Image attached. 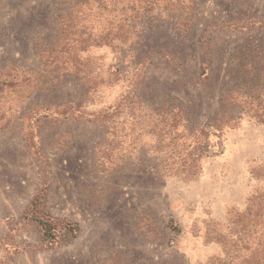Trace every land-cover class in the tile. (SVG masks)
<instances>
[{
  "label": "rangeland",
  "instance_id": "obj_1",
  "mask_svg": "<svg viewBox=\"0 0 264 264\" xmlns=\"http://www.w3.org/2000/svg\"><path fill=\"white\" fill-rule=\"evenodd\" d=\"M74 2L0 0V261L232 264L249 200L264 192V124L227 129L222 152L183 179L166 170L152 113L179 106L194 125L217 109L241 59L264 50V0L197 1L186 31L122 2L111 15L125 20L119 47L90 45L101 21ZM102 110L115 113L104 126L89 120ZM34 217H52L59 241L44 242Z\"/></svg>",
  "mask_w": 264,
  "mask_h": 264
},
{
  "label": "trees",
  "instance_id": "obj_2",
  "mask_svg": "<svg viewBox=\"0 0 264 264\" xmlns=\"http://www.w3.org/2000/svg\"><path fill=\"white\" fill-rule=\"evenodd\" d=\"M197 1L200 0H75L74 6L83 8V11L88 12L87 15L94 11L101 21L96 36L93 38L90 33L88 37L90 45L95 43L119 47L128 40L122 31L121 23L125 20L119 22L116 15H111L117 12L122 2L124 5L120 10L132 11L134 17L140 20L152 16L156 9L163 10L167 18H172L170 20L177 30L186 31L195 20ZM255 24V21L235 23L233 28L248 29ZM252 51L256 54L241 59L242 62L239 63L241 81L220 93L217 109L200 123L193 125L189 112L179 106L163 104L154 109L152 116L155 122L152 133L156 136L158 144L163 143V147L170 149L166 156L169 161L166 167L168 172H174L172 174H177L183 179H192L199 174L203 158L222 152V136L227 129L237 128L242 119L264 124V50L254 46ZM120 71L119 67L114 69V73ZM114 114L112 110H102L94 113L89 120L103 125ZM177 140H180L179 144L175 143ZM97 148L101 153L110 151V143L104 140ZM40 200L37 196L31 202L35 211L39 210ZM246 215L250 219L248 239L243 240V245L234 250L230 261L232 264H264V192L261 196L249 200ZM34 220L41 228L44 242L59 241L58 223L52 217H34ZM64 227L67 228L66 233L75 235V223L67 222ZM173 230L176 233L181 231L178 226H173ZM242 250L244 254H241ZM0 264L8 262L0 261Z\"/></svg>",
  "mask_w": 264,
  "mask_h": 264
}]
</instances>
